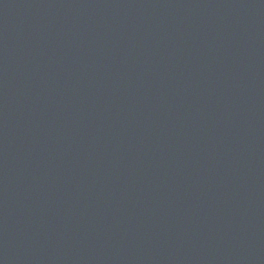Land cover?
I'll list each match as a JSON object with an SVG mask.
<instances>
[{
  "label": "water",
  "instance_id": "water-1",
  "mask_svg": "<svg viewBox=\"0 0 264 264\" xmlns=\"http://www.w3.org/2000/svg\"><path fill=\"white\" fill-rule=\"evenodd\" d=\"M0 264H264V0H0Z\"/></svg>",
  "mask_w": 264,
  "mask_h": 264
}]
</instances>
